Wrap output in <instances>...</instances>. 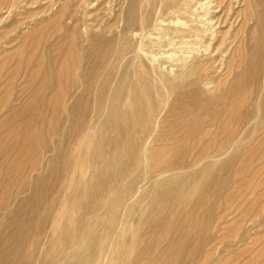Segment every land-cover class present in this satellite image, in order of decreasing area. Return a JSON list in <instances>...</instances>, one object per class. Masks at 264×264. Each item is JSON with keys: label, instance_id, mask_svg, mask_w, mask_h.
I'll return each mask as SVG.
<instances>
[{"label": "rangeland", "instance_id": "374dc122", "mask_svg": "<svg viewBox=\"0 0 264 264\" xmlns=\"http://www.w3.org/2000/svg\"><path fill=\"white\" fill-rule=\"evenodd\" d=\"M188 1L0 0V264H264V71L240 95L248 96L241 113L223 114V121L230 120L228 131L206 145L213 150L234 132L227 154L208 153L200 159L201 148L194 141L185 168L154 174V166L165 170L178 161L158 153L166 138L152 137L139 146L135 140L107 145L110 154L103 153L106 138L96 142L98 108H110L106 100L103 106L95 103L98 84L107 82L113 89L125 68L137 70V52L162 84L167 108L161 122L175 98L167 93L165 79L175 82L183 67L196 61L202 65L210 82L204 89L212 100L241 73L264 4ZM166 42L175 43L166 48ZM100 55L106 59L93 74ZM110 76L113 80H107ZM88 79L94 84L85 93ZM81 95L84 103L77 107ZM107 124L111 122L103 121ZM121 145L124 152L117 151ZM136 146L144 152L138 159L127 153ZM226 163L218 173L225 178L223 185L207 188L194 180L185 193L188 198L182 195L183 200L167 207L161 203L166 210L158 218L162 182L186 178L204 166L218 172ZM202 195L206 198L192 212L191 204ZM32 197L38 198L30 209ZM174 217L180 227L185 220L192 223L182 235L167 223L157 229L161 219L174 224Z\"/></svg>", "mask_w": 264, "mask_h": 264}, {"label": "bare ground", "instance_id": "6f19581e", "mask_svg": "<svg viewBox=\"0 0 264 264\" xmlns=\"http://www.w3.org/2000/svg\"><path fill=\"white\" fill-rule=\"evenodd\" d=\"M256 3H257V5L258 4H264V0H256ZM186 5H188V4H186ZM181 6H183V5H181ZM172 7H174V6H172ZM175 8L177 9V7H175ZM181 8H179V10ZM184 9H186V8H184ZM182 10H183V8H182ZM175 12H176V10H175ZM194 21H196V20H194ZM145 22H147V20ZM145 22L143 23V26H144V24H146ZM201 22L202 21H200L199 23H201ZM254 23H255V27L257 29V31H256L257 35H256V38L254 40L255 43L253 45V48H251V50H250V53H249V55L247 57L246 63L242 66L241 73L237 76V78H235V80H233V82H231L229 87H227L224 90H222L218 94V96L216 98H214L215 100L214 99L212 100V98L210 99L207 96V93L205 92V89H204L205 87L204 86H206L207 84L210 83V82H208L209 81V78H208L209 76L206 73L205 69H203L202 67L199 68V66L201 64L200 63L198 64L197 61L194 64H192L191 66L183 67V72L180 75L176 76L177 77L176 81L179 78V80H182V83H180L179 80H178V83H179L178 84V83H176V81L174 82V81H169L167 78L165 79L168 82V88H169L167 93H169V96H171V97L175 96V98L173 99V101L170 104H168L169 105L168 106V111L166 112L167 113L166 116H163L165 118L162 120V122L160 121V116L162 114V111H164V107H166L164 105V102H163V100L166 97L164 96L163 89L160 86L161 83H158L157 79H156L157 77L154 76L151 71H148L144 67V65L142 64V61H141V57H140L139 53L136 51L137 53L134 54L133 59L135 60L136 63L137 62L139 63V65L137 66V70H135L134 72H131L129 70V68H125L124 71L121 74L120 79L117 81L116 86L113 89L112 88L110 89L109 86H106L107 82H103V83H99L98 84V94L96 96L95 103H97L98 106H103L104 101L106 100L107 105L108 106L110 105V108H108L107 110H104V112L101 110V107H99L98 108V113H97V116H96V119H97V122H98V125H99V129L96 132V142H98V144H100L102 141H104L105 138L107 139V140L104 141L103 153L104 152H108V154H110L111 151L107 147V145H112L114 143H122V142L125 143V142H128L130 140H135V141L138 142V143H136L137 146H139V144H141V142H146L148 140L150 141V139L152 137H157L158 136L159 139L164 137V138H166L167 144L165 146L160 147L158 153H160V152L161 153H166L167 155L172 154V156L174 158L178 159V161L177 162L168 163L167 165H165L167 167V168H165V170H164L163 165L154 166L153 170L151 169V171L154 172V174H165V173H168L170 170H173L172 168H174V167L180 168V169L181 168H185L186 167V164L184 162L185 161V155L188 154V152H190L191 147L193 146L192 144H193L194 141L196 143H199V145H200L201 149H200L199 155H198V157L200 159L206 157L204 155H207L208 153H210V154L213 153L216 156H221V155L227 154L231 150V148H229L228 146H229V142L232 139V137L235 136L234 132L229 134V137H231L230 140L228 139L229 137L227 139H222V142L223 141L224 142L221 145L219 144V146L215 147L213 150L208 148V146H206V145H211L212 141H213V143L216 142L217 139H220V137H222L223 134L226 133V130L228 131L229 126H227V125H229L228 123L230 122V120H225L226 122L223 121V114H225V112L229 111V110H232L230 114L231 115L234 114L233 116L236 115V112L241 113L240 111L243 108V106L245 105V103L247 102L248 96L241 97L240 95L242 94L244 89H246V87L249 86L250 82L256 80L257 77L259 76V74L262 71H264V7L257 14V18H256ZM139 24H140V22H139ZM197 25H199V24L197 23ZM201 25H202V23H201ZM189 29H191V28H189ZM177 31H178V29H177ZM193 32H194V30H193ZM176 33H178V32H176ZM190 33H191V31H190ZM190 33H189V35H190ZM182 35H185V33H183ZM187 35L188 34H186V36ZM183 37H185V36H183ZM161 43L163 45V42H161ZM174 43L175 42H168V43L166 42V45H164V46L166 48H169V47L173 46L172 44H174ZM186 44H187V41L181 42L178 45L179 46L180 45L184 46ZM178 45H175V46L177 47ZM191 48H192V46H191ZM172 50H170V51L173 52ZM181 52L184 55L186 53L190 54V52H187L185 50H184V52L183 51H181ZM93 58H94V54H93ZM93 58H91V59H93ZM94 59H93V61H94ZM105 59H106V57H103L102 55L97 57V61H96V64H95L96 70L94 69L93 74L102 67V64H103ZM205 63H203V65ZM76 64H77V62L75 64H73V65H76ZM132 68H130V69H132ZM205 68H206V66H205ZM151 69L153 70V68H151ZM191 74L194 75L195 80H191L190 79V77H191L190 75ZM107 80H113L112 76L108 77ZM93 84H94L93 79L92 80L88 79V80L84 81V85H86L85 93L88 91L87 90L88 88H89V90L92 89ZM74 85H76V82L73 84V86ZM183 85H186V87L184 86V89H180L181 86H183ZM83 95L78 97L77 101L75 102L77 107L78 106L81 107L82 104L84 103L83 102L84 100L82 98ZM167 102H169V101H167ZM162 104H163V106H162ZM214 104H216V105L214 106ZM89 107H91V106H89ZM91 110H92V108H91ZM77 112H76V110H74L73 115L75 116L77 114ZM237 118H238V115H237ZM105 120H106V122L109 120L111 122V125L108 126L109 124H107L106 126H104L103 125V121H105ZM159 121L161 123H159ZM86 124H88V122ZM107 126H108V128H106ZM158 127L160 128L159 131L157 130ZM217 127H219V130L218 131H214V130H216L215 128H217ZM219 132H221L222 135H218ZM105 134H107L106 137H105ZM82 136L84 137V134H82ZM87 138H86V140H87ZM84 139H82V140L85 142ZM83 141H82V143H83ZM156 141H158V139ZM203 144H205V145H203ZM77 146H78V144H77ZM80 146H81V144H80ZM80 146H78V147H80ZM137 146L135 148H130L129 151H127V153L130 154V156H132L135 159L141 158V156L144 155L143 154L144 152L141 153V150L140 149L138 150ZM124 149H125L124 145H123V147L121 145L120 148H117V151L124 152ZM77 150H78V148H77ZM196 150H194V151H196ZM79 151H81V150H79ZM152 151L156 152L155 150H152ZM89 152H91V151H89ZM79 154H80V152H79ZM98 154H100V153L98 152ZM98 154L95 153V156H98ZM73 158H74V154H73ZM102 158H105V157H102ZM102 158H100V159H102ZM163 159H164V157H163ZM86 160H88V159H86ZM78 161H79V157H78ZM97 161H99L98 157H97ZM106 161H107V159H106ZM87 163L91 164L90 162H87ZM144 163L146 164V161ZM198 163H199V161H198ZM117 164H119V163H117ZM226 165H227V163L226 164H220L219 168H218V172H212L213 171L212 170L213 166H204V167H206L204 170L199 171V172H193L189 176H187L186 178H180V180H179L177 178V176H176L177 179L166 180V181L162 182V184H160L161 188L159 189V192H158V194L160 195L159 196L160 200H158V202H157V203L160 202L158 204L159 206H157V215L159 216L158 218H160L161 214L164 213V211L166 210L167 206H169L172 203L174 204V203H177L180 200H183V196L186 197L185 193L189 190V188L191 186V182H194V180H196V179L197 180H201V182L199 184H203V186L207 187V188L210 187V186H221V185H223L225 183V178L224 179H220L218 177V173L220 171H223L224 169H226L225 168ZM74 166H71L72 169H74ZM105 167H106V165L103 168H105ZM134 167L138 168L139 165H137V164L135 165L134 164ZM191 167H195V165L193 164ZM95 170H96V167H95ZM194 170H195V168H194ZM105 172H103V173L101 172V174L102 175L103 174L107 175ZM101 174H100V176H101ZM141 177H142V175H141ZM36 181H37L36 183H39L40 179H37ZM92 181H93V179H92ZM97 184L98 183H96L95 185H97ZM70 187H69V189H70ZM84 190L87 191V189H85V188H84ZM67 192H68V190H67ZM70 196H71V194H70ZM113 197H114V195H113ZM37 198L38 197H32L30 200H28L27 207L30 208V209L35 208L36 205H34V204L36 203V201H33V200H36ZM186 198H188V197H186ZM205 198H206L205 195H202L200 198H198L196 200L195 204H191V209L190 210L192 212L196 213L197 209H195V208H197L198 205L200 204V202H203ZM128 199H129V197H128ZM161 199L163 200V202H161ZM108 202H107V204H108ZM113 203L114 202H112V204ZM161 203H164V205L166 207L161 206ZM182 205H183V203H182ZM200 207L201 206H199V208ZM80 211H81V209H80ZM231 211H232V209H231ZM116 212H115V214H116ZM225 213H227V212H225ZM169 214L174 216L172 208H171ZM98 216H99V214H98ZM194 218H196V217H194ZM71 219H75V218L72 217ZM111 220H112V216H111ZM149 221H150V219H149ZM113 222L111 221V223H113ZM159 222L160 223L157 226L158 230H161L167 223V225L171 224V226H173L172 228L174 230H177L179 233H181V235L185 231V228H186L185 225L192 224V223H189L188 220H185V223L183 224V226L180 227L179 224H178L179 219H176V217L173 218L174 224H172V222L167 220V219H161ZM150 223L152 224V221H150ZM194 223H197V220H195ZM122 231H123V229H122ZM74 232H75V230H74ZM14 234H16V233H14ZM120 234L122 235L123 233H120ZM119 235H118V237H121ZM166 235H168V234H166ZM183 236H185V235H183ZM186 237H187V235H186ZM105 238H104V240H105ZM186 245H188V244H186ZM153 247H154V245H153ZM115 248H117V247H115ZM212 250H214V249H212ZM164 254H166V253H164ZM5 259H6V257L3 258V260H5ZM111 262H113V261H111ZM178 263H180V262H176L175 264H178ZM95 264H97V262Z\"/></svg>", "mask_w": 264, "mask_h": 264}]
</instances>
